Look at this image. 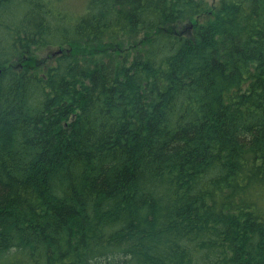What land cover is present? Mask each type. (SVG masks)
Returning a JSON list of instances; mask_svg holds the SVG:
<instances>
[{
	"label": "trees",
	"instance_id": "obj_1",
	"mask_svg": "<svg viewBox=\"0 0 264 264\" xmlns=\"http://www.w3.org/2000/svg\"><path fill=\"white\" fill-rule=\"evenodd\" d=\"M60 3L0 0V264H264V0Z\"/></svg>",
	"mask_w": 264,
	"mask_h": 264
},
{
	"label": "rangeland",
	"instance_id": "obj_2",
	"mask_svg": "<svg viewBox=\"0 0 264 264\" xmlns=\"http://www.w3.org/2000/svg\"><path fill=\"white\" fill-rule=\"evenodd\" d=\"M86 0H60V4H59V8L65 12H67L68 14H72L76 17H78V15L81 14V11L83 9V5L85 4ZM208 4L212 5L213 3L216 2V0H205ZM54 52L53 49H49V50H44L42 51L43 57H48V53L49 56L52 52Z\"/></svg>",
	"mask_w": 264,
	"mask_h": 264
}]
</instances>
